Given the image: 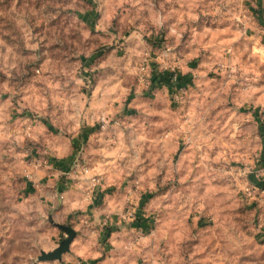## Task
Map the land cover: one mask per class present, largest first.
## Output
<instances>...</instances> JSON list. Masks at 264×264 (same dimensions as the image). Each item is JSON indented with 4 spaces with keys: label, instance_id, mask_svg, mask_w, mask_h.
<instances>
[{
    "label": "rangeland",
    "instance_id": "rangeland-1",
    "mask_svg": "<svg viewBox=\"0 0 264 264\" xmlns=\"http://www.w3.org/2000/svg\"><path fill=\"white\" fill-rule=\"evenodd\" d=\"M83 260L264 264V0H0V264Z\"/></svg>",
    "mask_w": 264,
    "mask_h": 264
},
{
    "label": "built area",
    "instance_id": "built-area-1",
    "mask_svg": "<svg viewBox=\"0 0 264 264\" xmlns=\"http://www.w3.org/2000/svg\"><path fill=\"white\" fill-rule=\"evenodd\" d=\"M171 51L168 47L163 48L159 53L152 54L145 51L139 64L138 80L140 83L147 84L151 77L156 75H166L168 90L171 101L179 104L183 101L186 94V87L180 82V73L176 69L175 63L170 58ZM97 182L96 178H91V184L94 186ZM132 228L136 227V221L131 224Z\"/></svg>",
    "mask_w": 264,
    "mask_h": 264
},
{
    "label": "water",
    "instance_id": "water-1",
    "mask_svg": "<svg viewBox=\"0 0 264 264\" xmlns=\"http://www.w3.org/2000/svg\"><path fill=\"white\" fill-rule=\"evenodd\" d=\"M55 226L59 230L63 231L66 234V237L61 240L58 247L53 251L41 252L40 255L37 257V260L39 262L60 261L62 255L69 251L70 244L72 243L75 237V231L73 230V228L66 225L55 224Z\"/></svg>",
    "mask_w": 264,
    "mask_h": 264
},
{
    "label": "crops",
    "instance_id": "crops-1",
    "mask_svg": "<svg viewBox=\"0 0 264 264\" xmlns=\"http://www.w3.org/2000/svg\"><path fill=\"white\" fill-rule=\"evenodd\" d=\"M83 141H84V139H83ZM73 144H74V146L76 147V145H78V144H80V142L78 143L77 142V144L75 143V142H73ZM77 148V147H76ZM67 166H71L70 164L69 165H67ZM53 168V167H52ZM51 169V168H50ZM54 171V172H53ZM69 167L68 168H66V169H64V171H61L60 170V168L57 166V168L56 169H53L51 172H50V175L51 176H54L55 175V173H59V174H68L69 172ZM65 172V173H64ZM49 179V181H53V179L52 178H48ZM69 181H65V180H61V181H55V186H56V193H59V194H61V190H62V188L68 183ZM63 194V193H62ZM63 196V195H62ZM80 196H81V194H80ZM74 230V229H73ZM75 231V230H74ZM110 233H111V235L113 236L114 234H118V230L117 229H115L114 230V228H113V230H111L110 231ZM73 241H74V243L73 244H75L77 241H86L85 240V238H81V236L78 234V233H76L75 232V237H74V239H73ZM87 241H89V240H87ZM71 245V244H70ZM76 246V245H75ZM87 261H85V260H83L82 262H80L79 264H87L86 263Z\"/></svg>",
    "mask_w": 264,
    "mask_h": 264
},
{
    "label": "trees",
    "instance_id": "trees-1",
    "mask_svg": "<svg viewBox=\"0 0 264 264\" xmlns=\"http://www.w3.org/2000/svg\"><path fill=\"white\" fill-rule=\"evenodd\" d=\"M167 77L166 75H156L154 74L152 77H151V80H150V83H151V87L154 88L156 85H160V86H167L168 85V82H167ZM180 82L183 83L182 81V77L180 76ZM159 83V84H158ZM51 164L53 166H58L59 164V161L58 160H51ZM32 192V191H31ZM136 227L140 228V224H139V221H136ZM145 231H147L148 229H144Z\"/></svg>",
    "mask_w": 264,
    "mask_h": 264
}]
</instances>
